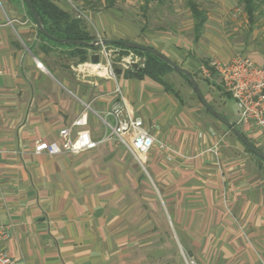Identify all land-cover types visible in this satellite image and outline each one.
<instances>
[{"label":"crops","instance_id":"1","mask_svg":"<svg viewBox=\"0 0 264 264\" xmlns=\"http://www.w3.org/2000/svg\"><path fill=\"white\" fill-rule=\"evenodd\" d=\"M4 1L5 6L0 3V226L9 231L3 248L16 263L187 264L185 251L197 264H264V166L258 182L241 172L232 186L229 173L243 168L248 159L228 145L227 132H219L194 110L187 111L179 95L148 77L122 71L113 81L77 72L78 49L45 40L28 14L17 17L10 4L23 0ZM52 2L69 12L62 0ZM91 15L103 39L145 45L183 68L191 63V45L181 37L142 33L112 9ZM194 26L192 16L189 28ZM209 33L203 32L209 45L204 39L195 41L201 44L203 57L192 55L203 63L215 56L230 60L225 57L228 53H218L217 36ZM249 53L264 65L263 53ZM208 83L221 92L218 80ZM117 86L124 90L130 112L164 144L154 147L145 160L162 186L163 210L173 228L174 237L161 246L138 237L137 224L129 219L132 206L124 204L119 164L128 151L118 141L79 155L32 154L37 142L56 140L61 129L72 127L84 115V126L74 127V134L88 131L94 140L102 139L108 133L102 118L118 100ZM237 115L236 108L232 119L223 116L236 123ZM107 120L113 123L111 117ZM241 127L256 146L264 147L260 130Z\"/></svg>","mask_w":264,"mask_h":264},{"label":"rangeland","instance_id":"2","mask_svg":"<svg viewBox=\"0 0 264 264\" xmlns=\"http://www.w3.org/2000/svg\"><path fill=\"white\" fill-rule=\"evenodd\" d=\"M62 1L69 13L74 17H80V20L84 22L88 31L96 39L100 36L102 37V32L91 14L106 12L111 9L121 13L126 21L137 25L142 33L165 32L181 37L187 46L191 45V51H188V58L191 63L187 64L184 68L198 77V66L203 61L197 60L192 54L196 55L197 53L203 57L202 52L199 51L203 48L199 42H195L194 29L189 28L192 15L188 7V0H166L164 4L153 3L150 5L149 11L146 12L144 11L143 0H115V5L112 7H107L106 0H90L92 1L91 4H86L81 0ZM216 1L218 4L215 3ZM197 2L212 17L204 33L210 32L212 35L214 33L217 36L218 43L216 48L219 54L227 55L228 53L225 56L227 58H233L236 55L250 57L249 52L252 50L264 54V13L258 15L255 25L251 27L243 7L236 0H197ZM0 3L5 6L4 0H1ZM10 5L11 7L13 6V12L17 17L28 14L23 1L18 5ZM159 27H164L165 31ZM201 39H204V44L209 45V40H205L203 35ZM215 57L219 58L218 56ZM163 80L172 93L179 95L187 111L194 110L195 115L201 116L203 120H209L219 132L223 134L227 132L229 134V138L227 139L228 145L232 146V150L239 152L240 155L242 153L245 157L244 159H248L244 162L243 168L238 167L229 173L231 175L230 182L232 186L236 184L235 176L241 172L250 174L251 177L255 176L254 182H258L259 175L263 173L264 164L246 150L245 144L238 137L237 139L232 135L228 131L227 126L207 113L195 91L185 78L177 72H169L164 76ZM196 80L207 102L221 115L225 114L227 118L232 119V115L235 114L237 108L235 102L226 96L227 94L223 90L220 92L218 88H210L209 83L199 77ZM220 100L223 102L226 110H222ZM239 127L240 129H238L242 131V127ZM242 133L246 135V138L256 148L261 149L255 145L257 142H252L247 137L244 131ZM263 149L264 147L261 150L263 151ZM119 164L122 176L121 187L126 195L124 204L125 206H132L131 213L128 216L130 215L129 219L137 224L138 237H148L154 247L161 246L162 243H166L167 240L173 238L174 234L170 218L163 210L164 202L162 201V186L160 182L154 179L146 164L145 168L141 167L128 152L122 154ZM146 224L148 225L146 226ZM182 253L185 256L187 264H189L190 258L187 253L185 251Z\"/></svg>","mask_w":264,"mask_h":264},{"label":"built area","instance_id":"3","mask_svg":"<svg viewBox=\"0 0 264 264\" xmlns=\"http://www.w3.org/2000/svg\"><path fill=\"white\" fill-rule=\"evenodd\" d=\"M80 19V17H77ZM98 39H102L99 37ZM99 56V63H92L91 57ZM133 65L146 69L147 59L133 50L117 46H102L88 50V61L76 65V71L87 76L108 78L117 81V69L133 70ZM198 77L207 82L218 80L224 93L229 95L237 107V126L256 128L264 136V65H258L249 56L236 55L230 60L212 58L198 66ZM115 93L118 100L114 103L107 117L102 121L108 133L100 140H94L88 131L74 134V127L85 124V115L74 122L72 127L63 128L54 141H39L33 148L35 156H58L63 154L79 155L97 149L100 145L118 141L133 156L136 162L145 168V160L154 147L164 148L146 126L144 120L130 112L127 100L119 86ZM111 117L113 123L107 118ZM9 231L0 226V264H17L4 250ZM189 264H197L190 258Z\"/></svg>","mask_w":264,"mask_h":264},{"label":"trees","instance_id":"4","mask_svg":"<svg viewBox=\"0 0 264 264\" xmlns=\"http://www.w3.org/2000/svg\"><path fill=\"white\" fill-rule=\"evenodd\" d=\"M17 2L18 0H13ZM84 1L86 4H91L92 1L90 0H81ZM144 1V11H149V7L153 3L164 4L166 0H143ZM239 5L243 7L244 12L246 13L249 24L253 27L256 23L258 15L264 13V0H236ZM25 7L27 9L28 15L31 18L33 24L36 26L33 14L29 10L25 0H23ZM107 7H112L115 5V0H106ZM34 8L38 11L43 24L46 30L53 36L63 39V40H76V41H86L91 42L96 38L88 31L84 22L77 17H74L71 13L66 12L56 6L52 0H32ZM188 7L192 13L193 19L195 20L194 26V34H195V41L200 40L205 30V26L208 22V14L207 12L200 6L197 0H188ZM37 28V27H36ZM161 30L165 31L164 27H159ZM38 29V28H37ZM39 31V30H38ZM40 36H42L45 40L60 45L63 47H72L78 49L77 53L80 56V62L88 61V50H92L83 46L78 45H64L58 44L47 39L39 32ZM123 49H126L122 46ZM128 50V49H126ZM138 55L144 56L147 59V65L145 71L140 76L141 78L148 77L163 86H165L166 90L171 91L170 88L166 86L163 78L169 72H175V70L161 61L160 59L156 58L155 56L142 52L139 50H133ZM181 75V74H180ZM185 80L191 85L190 81L183 75H181ZM198 79L197 76H195ZM192 87V85H191ZM220 90H223L221 87ZM172 92V91H171ZM178 95V94H177ZM230 97L229 95H226ZM231 98V97H230ZM207 111V110H206ZM208 114H210L207 111ZM211 115V114H210ZM212 116V115H211ZM213 117V116H212ZM236 125V123H234ZM237 128L240 129L239 126L236 125ZM228 131L231 132L236 138L237 136L227 127ZM242 132V131H241ZM245 135V134H244ZM246 137V135H245ZM238 139V138H237ZM246 150L251 153L254 157H256L261 163L264 164V161L255 156L252 151L245 146ZM258 149V148H257ZM262 151L261 149H259ZM263 152V151H262Z\"/></svg>","mask_w":264,"mask_h":264},{"label":"water","instance_id":"5","mask_svg":"<svg viewBox=\"0 0 264 264\" xmlns=\"http://www.w3.org/2000/svg\"><path fill=\"white\" fill-rule=\"evenodd\" d=\"M29 10L31 11V13L33 14L35 23H36V27L38 28L39 32L45 36L47 39L56 42L58 44H64V45H78V46H83L89 49H98L102 46H122L126 49L129 50H139L142 52H146L149 53L153 56H155L156 58L160 59L161 61H163L164 63H166L167 65H169L170 67H172L175 72H177L178 74H181L183 76H185L191 83L193 90L195 91L198 99L200 100V102L202 103V105L205 107V109L214 117L216 118L218 121H220L222 124H224L225 126H227L238 138L239 140L245 144V146H247L252 153L257 156L258 158H260L261 160L264 161V152L260 151L259 149H257L246 137L245 135L236 127V125L229 121L226 117H224L223 115H221L218 111H216L206 100V98L203 95V92L195 78V76L188 70H186L185 68L181 67L179 64L175 63L174 61H172L171 59H169L167 56H165L164 54H162L161 52L147 47L145 45L133 42V41H129V40H108V39H95L91 42H86V41H76V40H63V39H59L53 35H51L45 28L43 21L38 13V11L34 8V5L32 3V0H25ZM91 61L92 63H99L100 59L98 55H93L91 57ZM145 71V69H140L138 68L137 65H133V70L128 71L129 75L132 77H136L139 78L141 76V74ZM117 73L119 75L122 74V70L117 69Z\"/></svg>","mask_w":264,"mask_h":264}]
</instances>
